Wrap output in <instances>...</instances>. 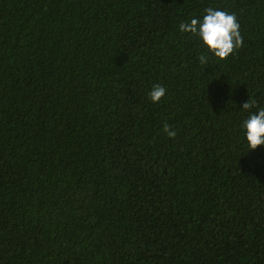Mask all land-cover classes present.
<instances>
[{"label":"trees","instance_id":"trees-1","mask_svg":"<svg viewBox=\"0 0 264 264\" xmlns=\"http://www.w3.org/2000/svg\"><path fill=\"white\" fill-rule=\"evenodd\" d=\"M209 7L243 45L205 65ZM250 99L264 0H0V264H264Z\"/></svg>","mask_w":264,"mask_h":264},{"label":"clouds","instance_id":"clouds-1","mask_svg":"<svg viewBox=\"0 0 264 264\" xmlns=\"http://www.w3.org/2000/svg\"><path fill=\"white\" fill-rule=\"evenodd\" d=\"M181 33L191 34L202 41L207 50L198 56L201 64H208L210 56L219 61H227L235 51L243 45L240 33V24L235 14L214 8L205 9L202 20L192 18L190 22L181 23ZM166 95V89L162 85H154L149 92V98L153 103H159ZM242 108L249 111L256 108L243 123L245 138L249 151H254L264 146V107H260L258 101L250 99ZM163 132L169 138H175L177 132L167 123L163 126Z\"/></svg>","mask_w":264,"mask_h":264}]
</instances>
